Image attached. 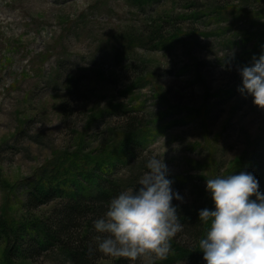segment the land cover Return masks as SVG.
Segmentation results:
<instances>
[{"label": "rangeland", "instance_id": "rangeland-1", "mask_svg": "<svg viewBox=\"0 0 264 264\" xmlns=\"http://www.w3.org/2000/svg\"><path fill=\"white\" fill-rule=\"evenodd\" d=\"M196 1L0 0V264H70L58 248L27 258L20 242L6 254L15 237L38 236L53 203L30 209L26 189L66 154L94 168L116 161L115 176L137 182L163 156L183 198L172 202L198 211L213 203L207 179L254 157L264 109L238 91L237 67L264 53V0L187 7ZM190 247L177 264L204 255Z\"/></svg>", "mask_w": 264, "mask_h": 264}, {"label": "clouds", "instance_id": "clouds-1", "mask_svg": "<svg viewBox=\"0 0 264 264\" xmlns=\"http://www.w3.org/2000/svg\"><path fill=\"white\" fill-rule=\"evenodd\" d=\"M237 71L242 78L238 91L264 109V53ZM145 167L136 187L113 197L93 225L102 234L97 237L102 254L155 264L167 259L171 241L184 229L172 202L183 198L167 178L163 156H151ZM206 188L215 210H199V220L211 222L206 237L199 240L203 259L207 264H264V194L256 177L244 171L217 176L206 180Z\"/></svg>", "mask_w": 264, "mask_h": 264}, {"label": "trees", "instance_id": "trees-1", "mask_svg": "<svg viewBox=\"0 0 264 264\" xmlns=\"http://www.w3.org/2000/svg\"><path fill=\"white\" fill-rule=\"evenodd\" d=\"M145 3L146 0H135ZM152 1V0H150ZM187 7L200 5L199 0L188 3ZM130 126L137 123L134 118ZM129 155H134L140 148L136 143L128 140ZM254 157L236 173L241 171L252 173L259 182V191L264 194V142L256 145ZM66 154V158L56 160L50 166L42 169L37 176L31 179L26 189L24 204L30 209H35L42 204L53 203L50 214L41 224L33 227L38 236L27 235L11 242L7 248L8 257L13 258L17 251V242L20 252L32 260L38 259L45 251L58 248L63 260L70 264H100V259L105 258L97 250V237L102 236L93 225L96 219L104 216L110 200L121 191L136 187V176L131 178L116 177L112 166L107 163H97L95 168L91 161H76ZM111 169V171H110ZM140 173L139 175H141ZM136 175V174H135ZM136 182V183H133ZM252 199H255L253 196ZM177 206L180 222L184 225L182 232L178 233L171 241V250L167 259L158 260L157 264H177L189 262L193 251L199 248V240L206 237L204 222L199 220L198 207L188 204L173 203ZM215 210L214 202L207 207ZM197 237L195 246L190 245L182 236ZM196 254V253H195ZM155 263V264H156ZM111 264H144L142 260L130 261L126 258L115 257ZM197 264H207L198 258Z\"/></svg>", "mask_w": 264, "mask_h": 264}, {"label": "water", "instance_id": "water-1", "mask_svg": "<svg viewBox=\"0 0 264 264\" xmlns=\"http://www.w3.org/2000/svg\"><path fill=\"white\" fill-rule=\"evenodd\" d=\"M6 254H7V252H6Z\"/></svg>", "mask_w": 264, "mask_h": 264}]
</instances>
